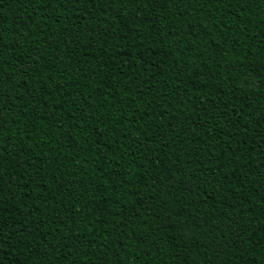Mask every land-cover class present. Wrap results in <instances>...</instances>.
I'll use <instances>...</instances> for the list:
<instances>
[{"label":"trees","instance_id":"16d2710c","mask_svg":"<svg viewBox=\"0 0 264 264\" xmlns=\"http://www.w3.org/2000/svg\"><path fill=\"white\" fill-rule=\"evenodd\" d=\"M0 239L264 264V0H0Z\"/></svg>","mask_w":264,"mask_h":264},{"label":"snow or ice","instance_id":"6c2138e0","mask_svg":"<svg viewBox=\"0 0 264 264\" xmlns=\"http://www.w3.org/2000/svg\"><path fill=\"white\" fill-rule=\"evenodd\" d=\"M7 239L11 240L12 237H8ZM4 243L3 239H0V245ZM0 264H5V257H4V249L0 247Z\"/></svg>","mask_w":264,"mask_h":264}]
</instances>
